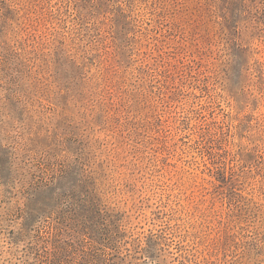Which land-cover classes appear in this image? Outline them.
<instances>
[{"label":"rangeland","instance_id":"rangeland-1","mask_svg":"<svg viewBox=\"0 0 264 264\" xmlns=\"http://www.w3.org/2000/svg\"><path fill=\"white\" fill-rule=\"evenodd\" d=\"M0 264H264V0H0Z\"/></svg>","mask_w":264,"mask_h":264}]
</instances>
